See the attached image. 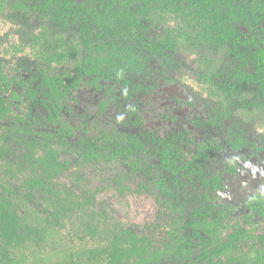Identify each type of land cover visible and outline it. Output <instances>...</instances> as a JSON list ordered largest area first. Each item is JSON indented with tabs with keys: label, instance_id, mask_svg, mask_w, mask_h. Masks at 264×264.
<instances>
[{
	"label": "rangeland",
	"instance_id": "rangeland-1",
	"mask_svg": "<svg viewBox=\"0 0 264 264\" xmlns=\"http://www.w3.org/2000/svg\"><path fill=\"white\" fill-rule=\"evenodd\" d=\"M16 1L33 7L15 8ZM71 1L80 10L97 6L96 0ZM40 3L0 0V99L10 110L0 116V203L23 230L17 242L0 238V247L13 264H200L194 228L184 224L196 207L192 190L201 187L199 180H167L160 190L154 140L170 131L210 140L220 131L206 122L213 115L222 117L221 127L236 124L248 146L231 157L217 153L214 161L204 160L205 167L220 170L219 193L230 207L223 227L203 201L205 223L216 217L219 225H201L199 237H212L211 246L226 243L238 221L252 231L247 251L264 257L258 239L264 220L246 223L239 210L250 193L264 195V81L244 85L238 79L240 71L253 70L242 49L205 37L204 24L184 15L154 13L146 34L161 43L162 54L139 69L119 60L112 67L85 43L88 14L75 11L77 19L62 23L53 7ZM167 39L171 48H165ZM56 76L71 80L60 88L59 102L41 86L42 77ZM98 131L117 147L137 141L141 149L130 158L111 148L83 157L81 144ZM252 143L258 153L249 149ZM225 165L235 166V174L224 175ZM230 245L218 264L234 263L225 258L233 253ZM112 251L120 254L113 263Z\"/></svg>",
	"mask_w": 264,
	"mask_h": 264
},
{
	"label": "trees",
	"instance_id": "trees-1",
	"mask_svg": "<svg viewBox=\"0 0 264 264\" xmlns=\"http://www.w3.org/2000/svg\"><path fill=\"white\" fill-rule=\"evenodd\" d=\"M13 5L18 9L33 7L23 1H16ZM40 5L42 9L47 10L53 7L52 16L62 23H66L68 18L77 19V14L80 12L83 18L88 14L82 22V36L85 43L91 47L93 45L95 51L101 54L102 60L109 66L113 67L119 60L126 66L131 65L133 69H139L143 62L148 57L150 58V55L160 54L163 51L161 43L146 34V24L152 15L154 13L174 14L179 17L180 14L184 15L200 25L204 24L205 37L210 35L219 43L229 42L236 48L242 49L244 58L251 61L253 66L251 72H240L238 75V79L243 81L244 85L264 81V0H237L236 3L234 0H96L97 6L92 10L85 8L80 10L79 5L71 0H42ZM75 11L79 13L73 14ZM172 44L171 39H167L165 48H171ZM70 83V79L65 80L56 76L46 80V84L41 86L47 88L48 94H52V97L57 100L59 87L66 89ZM7 111L10 110L0 99V116H5ZM180 139L178 134L171 136V140ZM100 140H103V137H97L95 141L84 140L81 149L87 152L83 157L92 158L94 154L99 155V148L103 149L100 152L108 153L111 148L112 152L120 151V154L123 153L130 158V154L141 149L137 141L135 144L130 143L124 147H117L111 142L98 143ZM157 140V147L160 146L157 148L159 165L155 166L159 170H165L166 176L169 172L175 174L179 168L191 174L196 170L195 166L199 158L206 157L208 153L206 142H200L195 147H191L192 140H189L186 142V148L179 151V148H173L170 141L166 139L154 141L157 142ZM178 157L187 158L186 163L181 167L176 163L179 160ZM198 174L201 175L200 172ZM175 175L172 174L170 178L176 179ZM164 179L161 178L160 190L166 188L165 184L168 181ZM215 181V179L211 181V184H214L213 187H217ZM189 218H191L189 219L191 224L206 221L197 207L190 211ZM18 225V217L10 211L9 207L0 203V238L5 237L9 242H17L19 232H23ZM7 243L4 242V244ZM4 249V246L0 247V256L4 254L0 257V264H13L14 260L5 254ZM94 253L96 250H92L90 254ZM111 255L109 258L111 263L113 260L120 259L119 253L112 251Z\"/></svg>",
	"mask_w": 264,
	"mask_h": 264
},
{
	"label": "flooded vegetation",
	"instance_id": "flooded-vegetation-1",
	"mask_svg": "<svg viewBox=\"0 0 264 264\" xmlns=\"http://www.w3.org/2000/svg\"><path fill=\"white\" fill-rule=\"evenodd\" d=\"M162 54V53H160ZM160 54H155V55H150V58L155 56H159ZM149 58V57H148ZM147 58V59H148ZM147 59L143 62L146 63ZM130 67V66H129ZM240 72H246V71H240ZM46 80H48L45 77H42V84H46ZM48 87V86H47ZM61 87H59L60 89ZM61 92V90H60ZM45 93L48 95V90L47 88H45ZM57 92V101L59 102L60 97L58 96ZM133 99H135L133 101V103H131V110L133 111V113L137 116V109L138 106L135 105L137 103V98L133 97ZM183 109V108H182ZM210 118L206 120L207 124H211L212 126L216 127L217 129H219L220 131H218V135H215L213 137L210 138V140L208 139H203V140H199V141H194L193 138L190 136H187L186 134H184L181 131H170L169 134L164 138H157L160 140H168L170 141V144L173 146V148H179V151H181L182 149L186 148V142L189 140H192L191 142V147H195V145L197 143L200 142H206L207 145V156L209 157H202L199 158L198 163L196 164L195 168L196 170L194 172H192L191 174H187L185 171L181 170V168L176 170V175L172 172H169L168 175L166 176V172L165 170H159V173L163 174V176L161 177L162 179H164L165 177V181H171L173 180L174 183H176L177 185L184 183L185 181L190 183L192 180H199V185L201 187H199L198 189L192 190L193 194H197L196 198H197V202H196V207L199 210L200 204L204 201L208 208L214 209V213L213 215H220L221 219H223L224 217L227 219V216L229 214V208L230 207V202L229 204H223L225 203L224 199L221 197V193H219L220 190V183L222 182V177H221V173L220 170H216V169H212L209 168L208 166H204V163H206L204 160L210 159L212 157L213 161H214V156H216V154H220L223 153L225 155H228V157L234 156L237 152L246 149V147L248 146L247 143V139L245 137V135L242 134V131L237 130L234 125L236 124H231L228 125L226 127H221V122H222V117L219 116H209ZM236 127H238L236 125ZM173 134H178L179 137H181L180 140L178 141H174L171 140V136ZM101 138L103 137V140H100L101 143L102 141L104 142H111L110 140L106 139V134L98 131L95 135L92 136L93 141H95L96 138ZM218 137V138H217ZM215 138V141L214 139ZM217 138V139H216ZM158 142V140H157ZM112 143V142H111ZM176 146H175V144ZM114 145V144H112ZM255 146H257L256 144L252 143V146L249 147V149H251L254 153H258V148H254ZM158 148H160V146H158ZM206 148V147H204ZM204 151V149H203ZM227 157V156H225ZM179 158V157H178ZM186 157L185 158H179V160L176 162L178 166H182L186 163L187 160ZM211 159V160H212ZM230 159V158H229ZM235 160V158H234ZM233 160V161H234ZM158 162V160H157ZM201 166H200V165ZM225 170L223 169V174L226 172L229 175H233L236 172V168L235 166H227L225 165ZM158 168V167H157ZM198 172L201 173L198 174ZM175 175L176 179L174 178H170L171 175ZM255 174V171H254ZM225 175V174H224ZM257 175H259L260 177L262 176V172L258 171ZM213 179H215L217 182V187H213L214 184H211V181H213ZM205 180H208L207 182H205ZM264 182V178L262 179ZM208 194L205 197L202 196L201 193ZM219 194V195H218ZM216 197H218L219 200H216ZM221 204V205H220ZM239 204V202L234 203V205ZM239 208V207H238ZM239 210L242 212L241 215L243 214H247V217H242L241 221H245L246 223L250 222L251 219H255V217L259 218V221L264 220V195H262V193L260 194L259 192H252L250 193L249 196H247L246 198H244V204H243V209L239 208ZM217 217V216H216ZM216 217H213L210 221V223H205L206 221H200L199 223H195V224H191L190 220H187L188 222L190 221V223L186 222L184 224L188 225V226H192L194 228V231L192 233V235L194 234V238L198 239V248H199V253L197 256L198 260L197 262H200V264H218L221 263V255L223 254L225 249L229 250V247H231L230 244H233V253L232 254H225V258L226 260L232 259L234 261L233 264H264V257H259L254 255V252H248L247 250L250 249L251 247L253 248V245L249 244L250 246H246V239L247 234H252V231L250 230V227H247L245 225H241L239 224V222L234 221V223L236 222V225L233 227V231L231 233H233L232 236L228 237V242H223V244L219 245V243L217 244H213L212 246L207 243L212 237L205 238L202 239V237H199V231L201 229V225H212L211 223L213 222V225H219L218 219H215ZM223 217V218H222ZM245 218V219H244ZM224 219L221 220V226H226L224 223ZM244 222V223H245ZM196 225V226H194ZM200 228V229H199ZM216 228V227H215ZM215 228H210L209 226L206 228L207 231H209V233L211 232H215ZM236 235V237H234ZM207 237V235H206ZM201 238V240H199ZM258 239L262 240V244L264 245V231L258 235ZM210 246V247H209ZM243 255L247 256V258H245ZM228 256V257H227Z\"/></svg>",
	"mask_w": 264,
	"mask_h": 264
}]
</instances>
